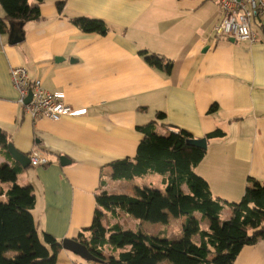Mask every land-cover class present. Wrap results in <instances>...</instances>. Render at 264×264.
Instances as JSON below:
<instances>
[{
    "label": "crops",
    "instance_id": "crops-1",
    "mask_svg": "<svg viewBox=\"0 0 264 264\" xmlns=\"http://www.w3.org/2000/svg\"><path fill=\"white\" fill-rule=\"evenodd\" d=\"M80 15L101 19L109 29L83 32L70 21ZM220 19L213 0H65L62 12L56 0H44L39 16L22 24V41L9 42V22L8 30L0 31V129L27 157L37 149L48 158L45 165L23 167L0 145V163L15 169L17 184L31 187L41 238L46 232L60 242L79 233L88 239L87 228L100 210L95 195L125 193L119 189L124 184L130 189L126 194L134 193L128 184L136 186L135 179H112L110 163L134 157L142 138L136 126L150 121L163 135L176 128L194 138L223 131L206 139V153L193 168L214 197L237 202L249 177L264 180V19L251 22L254 42L217 35ZM142 50L171 60L170 71L150 66ZM14 66H24L46 90L63 91L67 105L86 113L32 119L18 102L10 75ZM158 111L163 118L156 117ZM230 216L224 204L220 219ZM122 218L132 226L122 225ZM176 219L179 226L171 233L166 228ZM101 220L130 229L159 225L156 232L143 230L176 239L185 217L150 224L116 210ZM208 224L200 220L201 229ZM193 239L198 242L199 236ZM103 250L110 255L109 245ZM78 258L61 247L54 264H103ZM232 264H264V238L243 245Z\"/></svg>",
    "mask_w": 264,
    "mask_h": 264
},
{
    "label": "trees",
    "instance_id": "trees-1",
    "mask_svg": "<svg viewBox=\"0 0 264 264\" xmlns=\"http://www.w3.org/2000/svg\"><path fill=\"white\" fill-rule=\"evenodd\" d=\"M44 0H0L4 18H0V31L8 30V22L25 23L36 19ZM65 0H56L59 12ZM73 25L87 33L105 34L108 25L98 18L75 16ZM152 67L169 72L172 61L140 51ZM215 106L210 108L213 110ZM157 118L164 113L158 111ZM154 121L136 126L142 134L133 158H122L110 163L111 178L133 181L150 174L162 177V189L149 185L134 187L133 194L109 193L102 190L95 195L99 211H95L87 230L76 237L85 243L103 264H232L243 245L254 244L264 238V180L248 178V184L237 202L227 203L214 197L207 181L194 171L202 160L206 147L188 143L192 135L176 128L168 134L154 130ZM220 129L204 138L222 136ZM7 136L0 129V145L6 148ZM6 185V186H4ZM227 204L231 216L221 220L220 213ZM34 194L31 187L16 183V171L0 163V264H54L61 250V242L49 233L38 235L32 215ZM120 210L137 221L166 224L170 217H185L181 236L168 239L163 235L147 234L137 225L135 229L123 228L118 223L103 224L105 212ZM200 215V219L194 216ZM208 219L206 230L200 220ZM198 235V242L193 236ZM111 247L104 255V245Z\"/></svg>",
    "mask_w": 264,
    "mask_h": 264
},
{
    "label": "built area",
    "instance_id": "built-area-1",
    "mask_svg": "<svg viewBox=\"0 0 264 264\" xmlns=\"http://www.w3.org/2000/svg\"><path fill=\"white\" fill-rule=\"evenodd\" d=\"M221 10V19L214 28L217 35L236 41L254 42L256 35L251 28L254 19H264V0H213ZM10 75L18 93V102L32 119L58 120L64 116H80L85 108H73L64 102V92H50L42 87L39 79L31 80L24 66L11 67ZM30 94V100L26 98ZM32 166L45 165L48 158L33 149L28 153Z\"/></svg>",
    "mask_w": 264,
    "mask_h": 264
},
{
    "label": "water",
    "instance_id": "water-1",
    "mask_svg": "<svg viewBox=\"0 0 264 264\" xmlns=\"http://www.w3.org/2000/svg\"><path fill=\"white\" fill-rule=\"evenodd\" d=\"M22 24L10 21L9 22V36L8 40L10 43H18L22 41L23 39V32H22ZM232 41L234 39L231 38ZM30 100V94L26 98V102ZM188 143L191 145H196L200 147H206V138H192L188 140ZM7 150L10 153L11 157L18 161L23 167L28 166L29 164V158L22 152H19L14 148V146L11 143H7ZM61 247L65 250H68L76 255H78L80 258L88 261H94L98 262V258L90 251L89 247L83 243L77 240L76 238H67L63 239L61 241Z\"/></svg>",
    "mask_w": 264,
    "mask_h": 264
},
{
    "label": "rangeland",
    "instance_id": "rangeland-1",
    "mask_svg": "<svg viewBox=\"0 0 264 264\" xmlns=\"http://www.w3.org/2000/svg\"><path fill=\"white\" fill-rule=\"evenodd\" d=\"M161 133V132H160ZM159 179L161 180V176L160 175H158V174H154V176H147V177H145V178H136L135 179V184H136V186L138 185V186H141V185H143V184H150L151 186L153 185V186H162V183L159 181ZM125 185V184H124ZM124 185H121L120 187H119V189H122L125 193H128V192H130L129 190V188L127 189V187L126 186H124ZM129 185V187L131 188V187H135L134 186V184H128ZM124 188V189H123ZM116 189V188H115ZM122 191V192H123ZM120 215V214H119ZM122 216V215H121ZM107 217H108V214H106L105 215V222H106V224L108 225V220H107ZM122 225H124V226H132V224H130V222H127L125 219H123L122 218ZM179 222H180V219H176V220H172L169 224H168V226H167V230L168 231H171V233L172 232H174V231H176V229L178 228V226H179ZM162 226H159V225H155V226H150V225H148V224H144V226H143V229H145V228H147V230L148 231H150V232H156V230L158 229V228H161ZM79 257V256H78ZM78 259H80L81 261H87V260H84V259H82V258H78Z\"/></svg>",
    "mask_w": 264,
    "mask_h": 264
}]
</instances>
